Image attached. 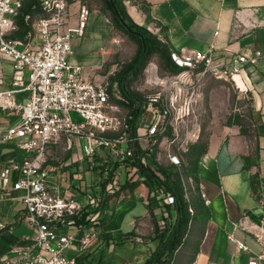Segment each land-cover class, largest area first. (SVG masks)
<instances>
[{"label":"crops","instance_id":"obj_1","mask_svg":"<svg viewBox=\"0 0 264 264\" xmlns=\"http://www.w3.org/2000/svg\"><path fill=\"white\" fill-rule=\"evenodd\" d=\"M21 1L23 4L24 0ZM68 1L69 21L62 26V32L78 25L79 10L85 0ZM124 3L136 23L159 32L174 49L188 46L206 51L215 42L218 60L223 62H230L243 52L261 50L264 53V0H125ZM90 11L84 35L74 36L71 40L74 53L70 61L82 65L84 75L93 81H109L120 71L115 67V59L120 54L119 28L104 3ZM40 15L39 6L25 17L28 33L33 32L34 43L38 38L33 23ZM22 32L16 21V28L9 34L22 39L26 35ZM12 74V62L1 58L0 91L11 88ZM241 76L252 98L251 128L241 124L228 125L206 142L208 151L198 163V184L192 177L184 179L187 198L202 201L205 206L201 210L195 203L189 230L170 264H249L264 251V243L258 238L259 234L264 237V57L255 64H247ZM29 96L27 90L18 92L15 101L25 103ZM113 103L116 106L114 113L126 109L115 101ZM125 112L129 113V110ZM143 116L144 112L138 127L141 134L146 132L142 128ZM19 119V112L0 109L2 125H12ZM142 143L147 145L148 139L144 138ZM78 144L79 140L75 139L73 148L67 150L66 140L61 137L50 145L44 164L51 168L49 175L54 173L58 178L49 180L48 176L53 189L64 193L69 188L76 192L93 188L102 195L97 197L102 203L98 209H86L95 210L89 216L92 220L83 223L86 230L98 233V241L82 253L74 246L69 255L75 258V264H131L132 259L139 258L136 247L146 244L149 252L138 259V264H142L157 245L151 238L156 218L149 206L148 184L132 176L134 171L130 165L119 164L113 170V164L105 162L106 151L98 152L90 168H84L85 161L90 159L75 161L79 154ZM26 154L15 143L0 142V168ZM107 168L110 173H117L120 189L116 194H108L101 187ZM77 170H83L82 180L73 177V171ZM88 170L91 172L89 180ZM61 173L66 176V186L61 182ZM15 178L11 177L8 189H0V223L3 224L0 226V264L4 256L14 253L20 241L33 234V229L23 221L25 190L12 189ZM74 180L79 183L75 184ZM79 198L84 200V197ZM156 215L161 216L160 210H156ZM71 229L76 231L75 225ZM81 234L79 231L78 235ZM234 238L244 241L249 249L238 247ZM118 246L131 248L134 255L127 258L118 252ZM259 264H264V258Z\"/></svg>","mask_w":264,"mask_h":264},{"label":"built area","instance_id":"obj_2","mask_svg":"<svg viewBox=\"0 0 264 264\" xmlns=\"http://www.w3.org/2000/svg\"><path fill=\"white\" fill-rule=\"evenodd\" d=\"M21 7V0H0V59L7 58L13 65L11 88L0 91V109L20 113L19 121L14 124L4 126L0 123V142L15 143L27 154L0 168V189H8L11 177H16L12 189L25 190L23 221L33 229V234L20 241L14 253L4 256L1 264H75V258L69 255L72 247L76 246V251L82 253L98 241V233L86 230L83 223L76 224V217L89 207L97 208L100 204L97 197L102 195L93 188L82 192L69 188L64 193L53 189L48 183L51 168L44 165L50 145L64 137L67 150H71L78 139L79 154L75 161L87 158L94 162L98 152L106 151V163L125 165L133 159L136 141L150 152L161 137H167L170 125L166 118L176 110L175 101L171 97L163 98L161 93L148 95L144 101L142 124L146 132L132 135L129 113L113 112L116 106L112 98L123 96L118 81H93L84 75L82 65L70 61L74 53L71 40L74 36L84 35L90 8L82 4L78 25L62 32V26L69 21V1L41 0L42 15L33 23L38 38L34 43L32 31L22 39L9 34L16 28L15 17ZM261 57L264 53L256 50L239 53L232 61L223 62L218 60L215 42L206 51L188 46L171 51L172 61L184 71L198 70L199 77L210 74L232 80L243 92L248 88L241 76L242 69L247 64L257 63ZM26 90L30 92L28 100L17 103L15 94ZM144 138L148 139L147 145L142 143ZM175 141L176 137H173L171 143ZM187 150L188 147L183 148L182 155L170 151V163L181 166ZM141 161L147 165L145 157ZM132 168V176L146 182L147 177L139 167ZM152 169L163 177L154 167ZM108 174L107 168L105 192L116 194L120 189L117 173ZM73 177L82 180L83 170L73 171ZM157 192L165 204L174 202L171 193H164L159 188ZM189 209L193 212L192 207ZM73 225L76 231L71 229ZM78 230L82 231L80 236ZM258 238L264 243L263 236L259 234ZM234 240L238 247L249 249L244 241ZM263 258L264 251L249 264H259Z\"/></svg>","mask_w":264,"mask_h":264},{"label":"trees","instance_id":"obj_3","mask_svg":"<svg viewBox=\"0 0 264 264\" xmlns=\"http://www.w3.org/2000/svg\"><path fill=\"white\" fill-rule=\"evenodd\" d=\"M117 5L119 13L123 20L128 24L126 27L117 13L115 12L110 0H103L104 7L112 12L113 22L122 32L133 39L138 47L134 57L130 62L123 65L122 69L114 76L110 77V81H118L121 88L122 98L113 97L112 100L123 108L129 110L130 133L136 135L139 127V120L144 112V99L131 88V84L135 78L139 76L144 65L147 63V58L152 53H158L161 58V66L170 73H179L183 70L177 66L171 58L172 47L168 43H164L162 39L150 33L145 25H139L129 15L125 0H113ZM41 0H24L22 7L19 9L15 17V21L20 25L22 33H28L29 25L25 21V17L33 11L38 10ZM162 31V29H161ZM229 124H239L230 122ZM171 127L167 134L170 133ZM135 153L132 160L127 161L126 165L138 166L142 174L146 175V183L150 188L149 206L151 212L155 216L154 232L152 239L158 241L157 249L148 257V264H170L177 248L183 243L184 238L189 230L190 221L194 216L195 203H198L197 208L203 209L204 203L202 201H191L186 196V189L184 183V175L192 177L194 182L198 184V163L201 156L208 151V143L196 141L189 144L188 150L185 152L187 164L177 166L175 164H162L156 160V147L150 152L142 149L138 141L135 142ZM142 157L146 158L147 165L141 161ZM248 159V158H247ZM119 165H113V170ZM154 167L163 177L158 175L153 169ZM104 169H102V172ZM110 173L109 175H111ZM108 179L101 183L102 189L105 191V186ZM255 180L253 179V187L256 189ZM164 193H171L174 196L172 204H165L162 202L163 197H160L157 189ZM101 201V200H100ZM101 202L97 208L101 206ZM195 206V207H194ZM193 208V212L190 211ZM156 210H160L161 216L156 217ZM95 210H85L81 216L76 217V224L87 223L92 220L89 217ZM165 222V223H164ZM162 224L164 226H162Z\"/></svg>","mask_w":264,"mask_h":264},{"label":"rangeland","instance_id":"obj_4","mask_svg":"<svg viewBox=\"0 0 264 264\" xmlns=\"http://www.w3.org/2000/svg\"><path fill=\"white\" fill-rule=\"evenodd\" d=\"M102 3L103 0L84 1V4L90 9ZM107 12L112 17V12L109 9H107ZM145 26L150 33L161 39L162 36L160 37L159 32L157 33L156 30L150 29L147 25ZM119 34L120 54L115 59V63H117L115 67L122 69L123 65L130 62L134 57L138 45L120 29ZM162 41L167 43L163 37ZM197 72L198 70H181L179 73H170L161 66V58L158 53L154 52L149 55L146 65L131 84V88L144 101L152 93H161L163 98L168 97L170 99L171 97L175 101L176 110L166 118L168 125L171 127L170 133L167 134L166 138L161 137L155 146L156 160L159 163L170 164L168 159L170 151L182 155L184 153L183 148L196 141L207 142L211 136L231 125L230 122L237 120L243 127L251 128L252 98L249 92L241 91L232 80L215 78L210 74L199 77ZM175 81H178V84H174ZM177 94L178 97L176 98ZM126 110L127 108L122 109L121 112L124 113ZM173 137H176V141L171 143ZM183 157L187 162L186 155H183ZM85 162L84 168L89 169L91 161L86 160ZM61 174V182L66 186L68 184L66 183V176H63V173ZM86 176L89 180L91 177L89 170L86 171ZM184 178H186L185 175ZM52 179L58 180L54 173L49 175V180ZM73 182L75 184L79 183L75 180ZM164 225L162 224V226ZM152 236L153 233L151 238ZM156 242L158 244V241ZM156 249L157 245L151 253ZM118 252L124 254L127 258L134 255L131 248L128 249L124 246H118ZM148 252L149 247L146 244L136 247L138 259L144 258ZM138 259H132L131 264H138ZM147 261L148 258L142 264H148Z\"/></svg>","mask_w":264,"mask_h":264},{"label":"water","instance_id":"obj_5","mask_svg":"<svg viewBox=\"0 0 264 264\" xmlns=\"http://www.w3.org/2000/svg\"><path fill=\"white\" fill-rule=\"evenodd\" d=\"M110 1H111L112 5H113V8H114L115 12L117 13V15L119 16V18L121 19L122 23H123L126 27H128L127 22H126L125 20H123V18L121 17V15H120V13H119V10H118L117 5L115 4V2H114L113 0H110ZM134 149H136L135 146H134Z\"/></svg>","mask_w":264,"mask_h":264},{"label":"bare ground","instance_id":"obj_6","mask_svg":"<svg viewBox=\"0 0 264 264\" xmlns=\"http://www.w3.org/2000/svg\"><path fill=\"white\" fill-rule=\"evenodd\" d=\"M238 82L243 87L241 79H238Z\"/></svg>","mask_w":264,"mask_h":264}]
</instances>
